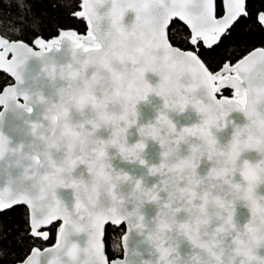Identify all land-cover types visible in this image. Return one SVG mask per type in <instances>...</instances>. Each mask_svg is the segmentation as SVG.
<instances>
[{
  "label": "snow or ice",
  "instance_id": "6c2138e0",
  "mask_svg": "<svg viewBox=\"0 0 264 264\" xmlns=\"http://www.w3.org/2000/svg\"><path fill=\"white\" fill-rule=\"evenodd\" d=\"M8 4L0 70L15 83L0 85V212L27 206L11 264H264V48L211 58L241 22L264 28V8L224 0L218 16L216 0H82L79 10L68 0L87 34L56 22L49 38L29 0ZM174 18L190 30L180 42ZM32 59L40 68L26 78ZM187 115L197 120L181 124ZM109 226L123 232L122 253L106 254Z\"/></svg>",
  "mask_w": 264,
  "mask_h": 264
},
{
  "label": "trees",
  "instance_id": "16d2710c",
  "mask_svg": "<svg viewBox=\"0 0 264 264\" xmlns=\"http://www.w3.org/2000/svg\"><path fill=\"white\" fill-rule=\"evenodd\" d=\"M33 6V11L38 13L44 20L43 30L49 38H52L51 34L55 31H59L55 28V23L59 22L66 30H75L78 34H84L86 31L85 21H81L71 15V10L64 7L68 0H29ZM73 8L79 10L80 1L70 0ZM217 15H221L222 5L221 0H216ZM249 10L255 14L257 9L264 8V0H247ZM16 11L15 5L9 7L8 0H0V12L14 13ZM178 27L172 33L174 39L177 42L183 41L185 34L189 31L187 27L180 21L175 20ZM256 48H264V30L258 28L254 24H241L237 25L234 30V40L225 41L221 48H218L215 53L212 54V59L216 57H224L235 61L241 54H246L249 51ZM12 83V79L7 74L0 72V85L6 86ZM223 95L230 96L231 91L223 90ZM221 94V93H220ZM14 210H5L0 212V249H6L8 256L0 258V264H11V254H19L21 246L17 245L13 239L20 231L23 230L25 224V215L27 208L23 205L13 207ZM7 238L4 234L9 232ZM123 232H121L118 226H109V233L105 237L106 254H114L121 252L120 238ZM55 235L46 245L53 244ZM11 241V243H10Z\"/></svg>",
  "mask_w": 264,
  "mask_h": 264
},
{
  "label": "water",
  "instance_id": "95a60500",
  "mask_svg": "<svg viewBox=\"0 0 264 264\" xmlns=\"http://www.w3.org/2000/svg\"><path fill=\"white\" fill-rule=\"evenodd\" d=\"M79 1H80V4H81L82 3V0H79ZM221 5H222V10H223V12H222L221 15H223V13H224V0H221ZM133 18H134V14L133 13H131V12L127 13L125 15V18H124V23L125 24H130L132 22ZM174 20H178V18H174ZM180 22L183 24V21H180ZM85 23H86V31H85L84 34H81V35H86L87 34L88 26H87V22L86 21H85ZM263 30H264V28H263ZM256 49H258V48H256ZM253 50H255V49H253ZM64 58H65V54L64 53L57 54V56H56V59L57 60H62ZM39 68H40L39 61H37L35 59L29 60L27 62L26 69H25L26 78L27 77H31L32 75H34L35 73H37L39 71ZM0 72H3V71L0 70ZM5 74H7V73H5ZM7 75L9 76V74H7ZM146 78H148L149 81L152 82V83H155L156 80H157V78L153 77L151 74H148V76ZM11 79H12V83H10V84H14L15 83L14 78L11 77ZM10 84H8V85H10ZM8 85H6V86H8ZM223 90H229V91H231V95L228 96V97L229 98L232 97V93L234 91L233 89L225 88V89H222V91ZM217 96H218V98H220L221 97V94L220 93H217ZM20 102L22 103L23 101L21 100ZM0 111H3L2 106H0ZM150 115H151V113L149 112V110H147V109H141V118L142 119L146 120V119H148L150 117ZM229 119H231L233 121V123H235V124H241L243 122L242 115H240L238 113H233L229 117ZM196 120H197V117L195 115H187L185 117H181L179 122L181 124H187V123H190V122H195ZM230 135H231V128L229 127V128H226L222 132H220V133L217 134L218 141L222 145L223 144H226L228 142V140L230 139ZM132 139L134 140L135 137L133 136ZM246 155H248L251 158H254V155L255 154H246ZM145 158H146V160L149 163H155V162H157L158 161V148L155 147V146H150L148 148V150H147V153H146V157ZM128 171H129L130 174L136 175V176L142 175L144 173V169L133 168V167L128 168ZM0 186H2V185H0ZM61 195H66V193H63L62 192ZM14 206H18V205H14ZM23 206H25L27 208L26 205H23ZM153 214L154 213H153V211L151 209H146V215L148 217H151ZM246 215H247L246 210H244V209H238L237 219H239L241 222L244 221V219L246 218ZM79 239H80V242L82 243L83 238H79ZM54 243H55V240H54L53 244H51V245H54ZM120 245H121V249H122V236L120 238Z\"/></svg>",
  "mask_w": 264,
  "mask_h": 264
}]
</instances>
